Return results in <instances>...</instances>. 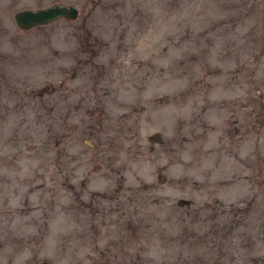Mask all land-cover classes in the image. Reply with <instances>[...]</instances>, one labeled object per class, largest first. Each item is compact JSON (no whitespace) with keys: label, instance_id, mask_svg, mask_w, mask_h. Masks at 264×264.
<instances>
[{"label":"rangeland","instance_id":"obj_1","mask_svg":"<svg viewBox=\"0 0 264 264\" xmlns=\"http://www.w3.org/2000/svg\"><path fill=\"white\" fill-rule=\"evenodd\" d=\"M41 260L264 264V0H0V264Z\"/></svg>","mask_w":264,"mask_h":264},{"label":"water","instance_id":"obj_2","mask_svg":"<svg viewBox=\"0 0 264 264\" xmlns=\"http://www.w3.org/2000/svg\"><path fill=\"white\" fill-rule=\"evenodd\" d=\"M77 15V6L74 3H52L36 8H22L12 14L15 25L20 29L50 23L58 18L74 19ZM38 264H50L41 260Z\"/></svg>","mask_w":264,"mask_h":264}]
</instances>
